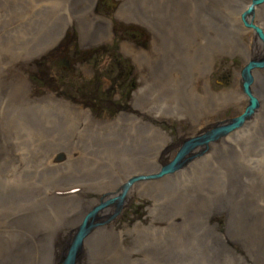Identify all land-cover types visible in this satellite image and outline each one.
<instances>
[{"label":"rangeland","instance_id":"374dc122","mask_svg":"<svg viewBox=\"0 0 264 264\" xmlns=\"http://www.w3.org/2000/svg\"><path fill=\"white\" fill-rule=\"evenodd\" d=\"M171 1L175 0H88L84 5L77 0H0V83L4 81V84L0 85V197H8L9 193L20 194L22 197L25 196L21 193L27 195L28 186L16 182V178L25 167H31L33 179L41 178L44 174L56 170L62 171L61 175L64 176L59 177L63 178L60 181L52 182L40 192H35L36 194L29 199H22L13 205H0V264L6 259H11L13 254L10 241L12 232L5 225L11 228L29 223L35 224L34 217L40 213L48 220L54 221L57 217L55 207L60 202L82 200L86 202L85 204H89L93 199L98 201L108 191H117L118 185L125 177L131 175H127L128 172L121 168L126 165L124 158L128 156L123 152L121 155L120 152L108 150L110 147L127 150L123 147L124 144L118 142L120 139L127 141L126 138L131 136L133 140L138 138L144 142L146 147L148 145L152 147V153H145L143 157L137 159L144 160L145 157L147 167L154 170L152 168H158L161 163L171 159L181 140L235 116L239 105L233 98L228 102L214 103L208 110L206 109V113L200 119L195 117L190 121H186V116L182 117V114L172 109L177 103L176 99L173 95V97L165 96L164 86L171 88L177 82L188 78L190 73L187 69L189 62L187 55H179L178 65L165 70L168 79H164V70L160 69L163 79L159 81V86L154 87L157 82L149 78V72L152 64L158 66L164 64L165 24L170 23L168 27L174 45L178 50L185 51L188 43L184 40L180 21L187 18L191 22L190 19L197 17V0H176L182 3L183 18L175 14L174 3L171 7L166 5ZM246 2L248 0H231L235 10ZM154 6L159 10L164 9V12L160 14L155 12ZM230 14L232 8L228 15ZM93 21L100 23L106 33L97 35L96 32V35L90 34L88 40L84 39L82 31L91 27ZM80 24L84 30L78 27ZM203 31L206 34L203 37L212 38L209 34L214 32L215 40L218 39V32L212 28ZM46 37L52 38L43 41ZM22 38L26 40V44L22 43ZM192 39L193 42H197L195 38ZM242 39L247 41L248 37L244 35ZM228 41L230 40L226 39L223 43ZM40 42L41 44L38 45ZM122 42L128 43L133 49L147 51L149 62L141 64L137 59L126 54L121 49ZM3 45H7V48ZM223 46L226 48V44ZM172 61V58L168 59L169 63ZM242 62L239 54L214 55L213 65L204 73L207 87L211 91L208 92L210 99L220 94L227 96L237 93L240 99L244 96L240 91L239 82ZM20 76L22 79L19 78ZM193 80L195 85L185 95L184 105L187 104L188 99L191 109L194 104L201 105L203 109L205 100H203L204 95L200 94L198 76ZM19 81L26 83L20 91L17 89ZM177 86L180 91L185 87L180 84ZM138 88L139 97L134 96V91ZM261 97L264 101V93ZM168 111H173L172 114H167L169 117L166 115ZM39 115L50 121L46 122L43 118L37 120L35 117ZM29 117L34 118L33 121H37V124L44 129L42 132L45 137L52 134L53 138L48 140L39 135L37 131L41 129H37L35 125L26 131L16 123L18 119H29ZM205 117L211 118V125L202 129L196 128V121H201ZM193 123L194 125L190 127ZM57 124L62 126L55 129ZM66 128H73L70 145L63 144L68 132ZM262 128L263 124L259 125L258 129ZM256 131V129L251 131L249 136L254 137L259 133ZM154 132L164 134L165 143L160 137L158 141ZM234 135L232 137L225 135L222 137L224 141L210 145L211 150L208 148L202 156L193 159L190 167L183 165L172 177L158 182L152 180L150 183L152 187L146 185L142 195L133 191L126 199L120 214L112 221L111 231L104 229L103 234L106 237L113 235L110 238H114L115 243L119 245L120 251L126 256L127 264L150 263L149 261L158 255L153 251V245L160 250V245L164 241L165 264H174L173 246L177 245L184 249L183 232L184 224L187 222L181 213L161 215L167 210L168 204L165 203L170 201L166 197L171 198L170 195L178 194L172 191L165 192L166 184L174 183L175 181L169 180L175 178L181 185L184 184V180H188L192 185L191 180L198 183L202 175L190 170L194 165L202 161L206 162L207 178L205 183H199L206 189L199 190L190 185L194 198L200 195L204 197L208 190L214 191L212 184L224 182V167H216L213 163L216 157L211 151L216 152L217 159L220 156L232 157L235 170H239L237 162L243 161L241 159L249 155L253 156L249 153L248 146L252 148L255 146L259 151H264V141L253 140L245 135L239 139ZM163 143L164 145L159 148ZM74 146L90 147L94 150L93 153H99L98 150L101 149L102 167L98 172L101 178L73 177L72 180L69 179L70 177L67 178L68 174L63 171L95 163L94 158L85 161L79 157L82 153ZM137 147L128 149L132 151ZM249 163L250 161H243L242 166L245 167V171L242 174L245 176L251 174L257 181L264 182V165L260 163L261 167H259L255 163L256 167L252 169ZM132 166H134L133 172L142 170L132 161L127 168ZM65 178L69 180L65 181ZM31 180L32 178L28 181ZM228 189L229 187L220 193L227 194ZM149 192L151 193L145 195ZM206 196L209 198L208 195ZM205 201L206 204L202 203L203 201L198 202V207L206 209L208 206L207 217L204 216L203 219L199 218L194 222L198 224L200 231L203 232L204 229L209 243H215L214 239H218L226 250L220 257H216L217 261L213 256H217L218 253L213 250L208 252L203 264H228L225 257L229 252L240 262L236 264H257L242 244L230 237L232 230L227 226L228 208L216 207L207 199ZM257 206L261 213H264L261 207H264V203L259 202ZM107 208L111 210L112 207ZM259 224L260 222L251 225L252 228L254 227L253 231H258ZM207 226L209 229L212 228L211 232ZM183 251L184 254L181 251V256L186 255L185 257L188 256L187 259H190L191 253L188 255L186 253L192 250ZM104 255L101 257H106L107 254ZM194 262L199 261L195 259Z\"/></svg>","mask_w":264,"mask_h":264},{"label":"bare ground","instance_id":"6f19581e","mask_svg":"<svg viewBox=\"0 0 264 264\" xmlns=\"http://www.w3.org/2000/svg\"><path fill=\"white\" fill-rule=\"evenodd\" d=\"M77 1L80 2V4L85 5L88 0H77ZM172 3L175 4V11H174L175 14L179 16L180 18H183L182 3L175 0L173 2L172 1L169 2L166 5L168 7L169 6L171 7ZM248 3H249V0L244 5H242L239 9L235 10L233 8V4L231 3V0L229 1L227 0H197L196 1L197 17L190 19L191 22L188 21L187 18H185V20L180 21V24L184 32L183 34L184 40L187 41L188 43V46H187L188 49L186 47L185 51L178 50L177 47L174 45V41L170 35V29L168 27L170 23L165 24L164 41L166 40L165 42L166 56L164 57V60H163L164 64L162 66L152 64L150 68V72H149V78L151 77L157 82V84H155L154 87L159 86V81H162L163 79V76H162L163 73L161 70H164V79H168L166 77L165 70L167 71L169 67H174V65H178L177 62H178V59L180 58L179 55L188 56L189 62L187 65V69L189 70V73H190L188 75V78L187 79L184 78L180 82H177V84H175L174 87L170 88V87L164 86L165 96L173 95L174 98L176 99L177 103L172 109L182 114L181 115L182 117L186 116L185 118L186 121H190L191 119L195 117H198L200 119L206 113L208 108L211 107L214 103L228 102L232 98L234 102L237 105H239V109L237 111L238 113L237 112L235 114L233 113L235 115L234 117L240 115L243 112L246 106V103H247L246 101L247 97L245 96H242V98L240 99L239 97H237L238 96L237 93H233L227 96L226 94H220L215 97L213 96V98L210 99V97L208 96L209 94L208 92H211V91L207 87L206 80H205L206 77L204 78V73H206L207 69L211 68V66L213 65L214 55L219 56V54H227L228 56H233L235 54L236 55L239 54L243 61L240 69L242 68V66H244V64L247 61L254 60V59L259 60L262 57H264V47L262 46V43L253 34L252 28L250 27L246 28L239 19L240 12L246 8ZM154 8H155L154 11L159 14L164 12V9L159 10L156 6H154ZM231 8H232V14L228 15L230 13ZM223 9H224V12H223ZM223 15L225 17H223ZM226 17L227 19H225ZM248 17H250L251 23L258 26L264 34V1L260 5L253 6L251 16H248ZM78 27L80 28L81 24L78 25ZM81 28L83 29V27ZM208 28H212L215 32H218V39L215 40L214 32L209 34V37H212V38L203 37V35L206 36L203 29H208ZM96 32H97V35H102V34L105 35L106 33L104 32L100 23L98 24L97 22H94V24H92L91 27H89L88 29L86 28L84 31H82L83 38L84 39L87 38L88 40V38L90 37V34L96 35ZM244 35L248 37L247 41L242 39ZM99 37H96V38H99ZM51 38L52 37H46L45 39L43 38L44 39L43 41L51 39ZM192 38H195L197 42L196 43L193 42ZM212 39L215 42L212 41ZM226 39H229L230 41H228L227 43H223L224 40ZM21 41L23 44H26V40H23V38L21 39ZM40 44L41 42L38 45ZM223 44H226V48H224ZM227 45H229L230 47L228 48ZM3 46L7 48V45H3ZM120 46H121L122 51H124L126 54H129L133 58L137 59L138 62H140L141 64L149 62V59L147 57L149 55L147 51L133 49L126 42H122ZM169 58L173 59L172 63L168 62ZM250 74L252 78V81L249 86L250 94L256 98L259 105L256 108H254L250 116H248L247 118L243 120V122L241 123L239 127L234 129L233 131H230L228 134H226V136L232 137L236 132L240 131L239 133L235 134L236 136H238L239 139L244 137L245 135V137L247 136L248 138H252L253 140L264 141V112H262L264 108V101L262 100L263 98L261 97V95L264 93V67L256 66L255 68L250 70ZM196 76H198V80H199V85H200L199 89L201 90L200 94L204 95L203 100H205V107L203 109L201 105L197 106V104H194L191 109V107L188 104V99H187V104L184 105V103L186 102L185 95L187 94L189 89L193 88V86L195 85V81L193 80V78H196ZM19 78L22 79L21 76ZM3 84H4V81L0 83V85H3ZM179 84L182 86H185L181 88V91L179 90L177 86ZM24 85H26V83L24 84L23 81H19V84H18L19 87L17 89L20 91V89L24 88ZM138 93H139V88L136 91H134V96L139 97L140 94ZM261 103L263 104V106ZM83 111L88 113L85 110ZM172 112L168 111L166 112V115L172 114ZM167 117L169 116L167 115ZM171 117H174V115H171ZM35 118L37 120H40L43 118V116L39 115ZM210 119L211 118L209 117H205V118H202L201 121H198V122L196 121V125H197L196 128L200 127V129H202V127H205V126L207 127L211 125L212 121ZM33 120L34 118L31 119L29 117V119H18L16 123L24 127L26 131L30 130L32 128V125H35L37 126V129H41L37 131L39 135L43 136L44 138H47L48 140L53 138L52 134H50L48 137H45L42 132L44 129H42L39 124H37V121H33ZM44 121L49 122L50 120L44 119ZM261 124H263V128L258 129L259 125ZM193 125L194 123L191 124L190 127H192ZM61 126L62 125L57 124L55 125V129H58ZM72 129L70 128L65 129L68 132L63 141V144L70 145V137L73 132ZM255 129L259 133L255 134L254 137L249 136V133H251V131L253 132V130ZM158 133H155L157 140L159 141V137H160V140L161 139L162 141L164 140V143H165V135L161 134V132L159 134ZM36 136H38L37 133H36ZM126 140L127 141L120 139V141L118 142L124 144L123 147L127 148V150L121 149L120 147H116V148L110 147L108 149V150H111V152H120V154L121 152H123L124 154L128 156L124 158V164L126 165H123V167L121 168H123L125 171L128 172L127 175L129 174L131 175L126 176L124 180L126 181V179L129 178L130 176L147 175L150 172L155 171L157 167L152 168L154 170H151V167L150 168L147 167V165L145 164L146 163L145 157L143 158L144 160L137 159V157H140V156L143 157L145 153H152L153 152L152 147H150L149 145L148 147H146L144 142L140 141L138 138H135L133 140L131 139V136L127 137ZM219 141H224V138L220 137L213 142L207 143V147L204 149V151H202V153L194 154L199 149L200 146L191 150L188 153V155H192V154L194 155L190 159L185 160V162L182 164V166H180V168H182L183 165L190 167V165L193 163L192 162L193 159H196L202 156L208 150V148L209 149L212 148L213 143L215 142L217 143ZM164 143L160 144L159 148L162 145H164ZM48 146H52V144H48ZM112 146H116V145H112ZM135 146H138L137 148H135L136 150L131 151V149H128V148H132ZM74 147H77L82 153V154L78 153L79 157H81L85 161L89 159L93 160L94 158L95 163L92 164L93 166L86 165V166L77 167L72 170L63 171L64 173L68 174L67 178L70 177L69 178L70 180H72L71 178L73 177H91L93 179L101 178V176L98 175V172L101 171V167H102L100 163V156L102 152L101 149L98 150L99 153H93L94 150L90 147H82V146H74ZM94 148L96 149V147ZM248 150H249V153L253 154V156L250 157L249 155L247 156L248 158L244 157L241 160L248 161V162L250 161L249 164H250V168L252 169L256 167L255 163H257L259 167H261L259 165L260 163L263 166L264 164L262 162H264V151H259V149H257L255 146H253V148L252 146L251 147L248 146ZM211 152L216 157L215 161L213 162L216 164V167H220V166L224 167V182H218L217 185L212 184V188H214L213 189L214 191L212 192L211 190H208V192L206 193V195H208L209 198H206L207 197L206 195L204 197L200 195L202 198L200 196H197L196 198H194L195 195L191 194V188H190V185L192 184L191 183L189 184L188 180H184V184L181 185L179 184L178 180H175L176 179L175 178L173 180H169L170 182L175 181L174 183H171V184L168 183L166 184L167 186L165 185L166 186L165 192L172 191V193H178V194L170 195L171 198L166 197L170 201L165 203V204H168V207H167V210H165V213H162L161 215H167V214L169 215L173 212L181 213L185 216L186 218L185 220L187 222L184 224L185 227H184V232H183L182 244L184 245V249L183 247H180L177 245L173 246V250H174L173 262L174 264H185V261H186V264L189 262L192 264H203V259L205 258L208 252L213 250L214 252L218 253L217 256H213L216 259V257L217 258L220 257L222 252L224 253V251L226 250V249H223L226 247L223 246V244L218 239H214L215 243H209L207 241L208 235L205 234L204 229H202L204 232L203 233L202 231L199 230L200 228L198 229V224L194 222V221H197L199 218L203 219L204 216L207 217L206 215L208 213V210L206 209L208 206L206 207V209L199 208L200 206L198 207V202L200 203L203 201L202 203L206 204L205 199H207L209 203L215 204L216 207L221 206L223 209H225L226 207L228 208L227 226L229 230H232V232L230 233L231 234L230 237H232V239L242 244V246L248 251L249 255L252 257V260L254 262H256L257 264H264V213H261V211L259 210L257 206L259 202L264 203V182L257 181L256 178L253 177L251 174L249 176L243 175L242 173L245 171V167L242 166L243 161L237 162L239 170H235L233 167V163L231 161L232 157L220 156L217 159L216 152L215 151L214 153L213 151ZM86 154H90V155L93 154L96 157L94 156L92 157ZM173 156L174 154L170 158L172 159ZM120 157L121 156H119V158ZM244 159H247V160H244ZM131 161L134 164H137L139 167H141L142 170L133 172L134 166L127 168L131 165ZM197 165L199 167H197ZM197 165H194V167L191 168L190 171L196 174L198 173L201 174L202 179H200L198 183L191 180V182L193 183L192 186L195 188H198L199 190L206 189L199 185V183H205L206 178H207L208 171L205 168L206 162L204 163L202 161ZM176 171H174L172 174H168L163 177L156 178V179H147L146 177H144L142 179L133 181L127 187L124 197L127 199L128 197H130L133 191H137V193L142 195L146 188V185L152 187L150 184L152 183V180H156L153 182H158L163 179L172 177L173 174L178 173ZM61 172L62 171L56 170L55 172H51L46 175L44 174L41 178L33 179V176L31 174L33 173V170L31 169V167H25L24 169L21 170L19 177L16 178V182L25 183V185L28 186V191H27L28 196L25 193H21L25 197H22L20 194L9 193L7 194L8 197H5V198L0 197V205H3V204L13 205L16 202L21 201L22 199H29L31 196L36 194L35 192L37 191L40 192L48 184L55 182V181H60V179H63V178H59V177H64L63 175H61L62 174ZM73 174H76V175L72 176ZM30 178H32V180L29 182L28 180H30ZM67 178H65L64 180L65 181L69 180ZM124 180L122 182H124ZM120 185H118V188L116 189L117 191L115 192L108 191L104 193L102 196L105 197L109 194L113 195L117 193L118 190L121 189ZM227 187H229V189L227 190L228 191L227 194L220 193V191L225 190ZM150 193L151 192L145 195H148ZM96 202H97V199L96 200L93 199L92 201H90L91 204L89 202H88L89 204H85L86 202L82 200H75V201L65 200L63 202L58 203L57 207H55V212H56L57 217L54 221H52V219L48 220L44 216V214L40 213V214H36V216L34 217L35 224L29 223L24 226H16V227L13 226L14 228L13 227L10 228L7 225H5L8 228V230L12 232L11 233L12 238L10 241L12 243L13 254H12L11 259L4 260L2 264H60V262L66 255L67 248L74 234L76 233L77 227L80 224L83 216L87 213L88 210H90V208H92L93 205H95ZM261 207L262 209H264L263 206ZM109 209L110 208L101 210L91 217V220L94 223H98V224L94 226L92 229H90L87 232V234H85L81 238L79 247L74 254L72 264H97L98 262H102V264H114V262L115 264H127L128 263V262L126 263V259H125L126 256L124 255L123 252L120 251L119 245L115 243L114 238H110L113 235L110 234L111 236L106 237L103 234L104 229L111 231L110 229L112 228V224H113L112 222L113 219L102 223L106 215L110 212ZM48 212H51V211L48 210ZM45 213L47 214V212ZM119 213L114 218H116L119 215ZM258 222H260L258 231L256 230L253 231L254 227L252 228L251 225L252 224L255 225ZM194 223L196 224V226ZM38 227H45V228L39 229ZM211 229L212 228L209 229V232H211ZM147 236L149 235L147 234ZM145 238L147 237L145 236ZM147 240H149V237ZM162 240L164 241L163 238ZM161 244L162 245H160L161 247L160 250L159 248L156 247V245H153V251L158 253V255H156L157 257L149 261L150 263L142 262V264H165V241ZM146 248L147 246H145V249ZM185 249L192 250V252H189V251L187 253L185 252L187 255L191 253L190 254L191 257L189 255L190 259H187L188 256L185 257L186 255H183L184 254L183 250ZM181 251L183 252L182 254L183 256H181V253H182ZM151 253L152 255H154L153 252ZM104 254H107L106 257H101ZM228 254L229 255L226 254L227 256L225 257V261L228 262V264L240 263L238 259L231 252H229ZM195 259H197L199 262H194ZM209 261H210V258H209ZM139 262L140 261H138V263Z\"/></svg>","mask_w":264,"mask_h":264},{"label":"water","instance_id":"95a60500","mask_svg":"<svg viewBox=\"0 0 264 264\" xmlns=\"http://www.w3.org/2000/svg\"><path fill=\"white\" fill-rule=\"evenodd\" d=\"M263 1L264 0H249L246 8L240 12L239 19L246 28H252L253 34L264 47V34L262 30L255 24H252L250 21V17H248L251 16L253 6L260 5ZM256 66L264 67V57L259 60L254 59L247 61L239 70L240 91L245 97H247V103L243 112L236 117L228 118L224 121L215 123L210 128H207L197 135L190 136L185 138L184 140H181V142L178 144L176 152L174 153V156L170 161L161 163L155 171H152L147 175L130 176L126 179V181L124 180V182L121 183V189L118 190L117 193L113 195L109 194L105 197L102 196L103 198L100 197L96 204L93 205L92 208H90V210H88L87 213L83 216L80 224L77 227V231L67 248L66 255L64 256L60 264H72L74 254L79 247L81 238L85 234H87L90 229L98 224L94 223L91 220V217L93 215L111 206V211L106 215L104 221L102 222L104 223L113 219L121 211L126 201V198L124 196L130 183L144 177H146L147 179H156L168 174H172L174 171L179 169L180 166H182L185 160L190 159L194 154L202 153V151H204V149L207 147V143L213 142L218 138L225 136L230 131H233L241 125L245 118L251 115L254 108L259 105L256 98L250 94L249 90V86L252 81L250 70L255 68ZM196 147H199V149L194 154L188 155V153Z\"/></svg>","mask_w":264,"mask_h":264},{"label":"flooded vegetation","instance_id":"af4514ba","mask_svg":"<svg viewBox=\"0 0 264 264\" xmlns=\"http://www.w3.org/2000/svg\"><path fill=\"white\" fill-rule=\"evenodd\" d=\"M123 208V207H122ZM122 210V209H121ZM111 211V210H110ZM120 214V213H119ZM114 219V218H113Z\"/></svg>","mask_w":264,"mask_h":264}]
</instances>
